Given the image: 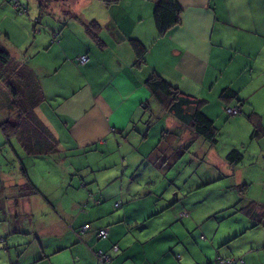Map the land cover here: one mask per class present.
I'll list each match as a JSON object with an SVG mask.
<instances>
[{"label":"crops","instance_id":"obj_1","mask_svg":"<svg viewBox=\"0 0 264 264\" xmlns=\"http://www.w3.org/2000/svg\"><path fill=\"white\" fill-rule=\"evenodd\" d=\"M79 1H82L83 6L79 7L80 13L77 15L83 19L79 16L76 19L69 16L70 20L63 27L55 25L60 32L53 31L56 33L53 39H60V45L55 46L52 41L49 44L46 39L39 41L46 45L40 50L46 51L49 59L46 64H41L42 66H33L34 64L30 63L44 79L42 88L46 101L40 105L38 113L43 115L46 121L42 117L41 119L59 139L60 151L62 148V151L67 152L58 159L52 158L51 153L47 154L53 168L63 169L65 174L76 177L84 168L91 169L92 172L97 171L99 166L94 161L88 163L85 160L89 156L91 159H100L117 153L120 160L115 166H121L122 176L127 175L129 168L132 171L142 164L149 168L153 163L164 172L172 169L173 166L166 162L178 143L189 141L191 133L176 118L166 114L152 96L146 81L154 74L161 75L182 91L205 100L201 108L213 119L214 111L218 108H212V105L218 106L220 102L224 103V107L241 104L243 113L248 111L242 118H247L248 114L256 111L260 114L264 127V0H178L184 9L182 21L163 35H159L154 18L157 0H77V4ZM59 11L67 14L58 19L62 20L66 19L72 10L60 8ZM40 20L41 17L37 22ZM91 20H97L101 24L100 35L106 43L104 50H101L85 31L84 22ZM131 39H139L148 47L144 61L138 62ZM52 52L57 53L54 59L50 58ZM82 54L89 55L88 63L80 64L76 60ZM34 55L36 54H27L29 58ZM225 88L235 90L240 100H224L222 90ZM9 102L10 98H7L6 102L2 103L3 112L0 119L8 117ZM155 102L164 112L169 125V128L164 127L161 137L169 130L182 131L177 139H170L171 144L161 142L157 146L161 140L159 136L157 144L150 146L153 141L150 130L143 133L145 125H151L150 120H155L156 115L152 116ZM51 117L52 119L48 120ZM243 120L249 119H241L240 125ZM250 140L251 147L254 142L262 143L250 150L253 169L239 167L244 158L236 163V185L239 188L243 186L245 190L243 198L246 203L242 206H247L250 201L264 204V185L256 188L257 179L264 177L260 176V173L264 174V136L254 138L251 135ZM245 142V138L237 137L236 148ZM200 143L208 149V141L198 138L196 146ZM160 147L164 150H160ZM201 152L205 157L209 154V151ZM222 156L220 154L219 158ZM133 161H138V165H132ZM106 165L108 168L109 159ZM25 171L28 175L26 168ZM135 171L136 169L134 173ZM118 177V174L111 176L114 180ZM6 179L15 187L9 186L12 191L18 189V185H24L11 177ZM212 180L205 178L202 181L207 183ZM83 181L81 180L78 187L65 184V180L58 183L59 187L68 186L75 191L68 198L58 197L47 190L41 200L30 199L38 191L33 182L36 188L32 194L20 195L13 200L10 198L7 210L4 211L8 215L9 225L6 229L0 228V245L11 241V233L22 234L24 227H29L30 234H36V238L41 237L44 240L41 241V247L34 257L28 253L26 258H22V255L18 256L19 249L15 248L17 257L9 253L5 264H38L40 261L49 262L48 264H98L96 253L99 250L112 252L114 244H119V249L112 253V264H201L198 256L187 258L190 252L180 244L183 235L178 232L180 229L175 230L172 225L182 218L183 230L187 229L193 235L192 232L202 226V223L210 218L209 215L195 214V217L190 214L184 217L183 213H176L173 214L174 218L170 219L168 216L165 220L168 222L164 226H153L151 220L157 215L155 202L147 198L143 203L137 204L138 198L144 192L155 195L152 186L144 187L151 181L142 184L145 189L142 193H133L134 185L128 186L129 191H120L118 186H113V189L100 192L101 198L99 192L91 185L95 182L97 189L101 190L100 184L96 182L101 180L95 174L90 176L87 182ZM197 185L188 188L187 192ZM187 192L180 193L179 202L186 200L182 195ZM117 196L122 199V204L117 207L118 200H114L116 202L112 207L109 201ZM40 202L49 207L52 215L44 216L43 224L40 222L37 227L32 228V205L36 206ZM18 205L24 208L29 216L19 215ZM85 205L86 209L83 210ZM120 208L122 210L114 211ZM185 208L188 209L187 205ZM242 213L251 220V227L260 226H254L255 220ZM85 223H92L93 227L80 234V228ZM171 226V234L168 233L171 239L168 244H165V238L150 241L151 237L158 238L162 231ZM193 226L194 228H191ZM100 228L108 229L107 238L98 236ZM245 229L247 226H239L237 236L231 228L220 235L216 234L215 230L208 232L202 229L201 234H205L209 240L212 239H200V242L204 243L201 246L203 253L206 257L213 252H216V255L219 253L224 257H232L225 256L229 251L224 246L241 236ZM45 239L46 244L43 242ZM255 239L259 240L258 237ZM143 245L145 248L146 245L151 247L144 257H140L137 254L141 255ZM5 250L10 252L9 247ZM27 251L21 253L26 254ZM176 253H180L179 258H182L177 260ZM251 255L249 252L246 254V264H264V252ZM208 264H216L215 258L209 257Z\"/></svg>","mask_w":264,"mask_h":264},{"label":"rangeland","instance_id":"obj_2","mask_svg":"<svg viewBox=\"0 0 264 264\" xmlns=\"http://www.w3.org/2000/svg\"><path fill=\"white\" fill-rule=\"evenodd\" d=\"M23 1H25V3L21 0H19V3L20 5H25L28 7V13L25 15H20L18 11L19 8L16 6L17 0H0V45L9 49L12 56L16 60L27 63L30 67H32L30 63L34 64L33 66H35V64L42 66L41 64H46L49 58L46 55V51L43 52L40 50L46 46L44 43L40 42L46 39L49 44L50 41H52L55 46L56 44L60 45V39H53V37L56 36V33L60 32L59 29L55 27V25L58 24L60 27H63L66 22L70 20V17L76 19L79 16L83 19L82 16L77 15L80 13L79 7H82L83 3L82 1H79L77 4V0ZM40 3H43L44 5ZM60 8L71 9L73 12L70 11L66 19L58 20L59 18L63 17V15H67L62 14L59 11ZM39 17H41V20L37 22ZM53 31H56V33ZM29 53L36 55H34V57H30V59L27 56ZM56 54V52H52L50 58H56L54 57ZM38 75V79L41 82L40 85H44V79L42 75ZM7 98H11L10 92L5 82L0 80V115L3 112L2 103L6 102ZM213 107L218 108L214 111L215 117L213 119L218 129V141L216 145L213 146L214 149L213 147L211 148V142H208L209 144L207 149V147H204L201 143L196 146L195 141L194 144L192 143V146H190L191 149H187V147H184L186 149L178 148L179 151L175 154V158H177L176 161H171V165L173 166L172 169H168L166 172H164L159 166L154 165L153 163L149 168H146L147 166L142 164L134 168L136 169L135 173L134 169L131 171L129 168L126 171L127 175L125 176L121 175V166H115V164L120 160L118 154L116 153L109 156L108 158L91 159V156H89L87 159L84 158L86 161H88V163L94 161L96 165L99 166L97 167V171L92 172L91 169L84 168L80 175H77L76 177H70L68 174L63 172V169L57 170L56 168H53V163L48 160L50 158L49 155L44 154L40 156H28L25 154L23 151L24 149L21 148V143L18 141V136L23 138L27 137L26 139L29 142L31 138V132L29 131V126L31 123L29 121L25 124L23 133L10 134L12 135L10 141H8V138H6V135L0 127V219L2 220L0 222V228L6 229L9 225V218L7 217L8 215L4 213V211L7 210L6 206L9 205L10 198L13 200V198H17L16 194L18 196H23L28 193L25 185H18V189L12 191V188H9V186H13L6 179L7 177H11L18 183L22 182L23 184L33 182L37 186L38 191L37 194L32 196L30 199L36 198L41 200V198L47 194V190L52 191L61 198L64 196L65 198L71 197L75 191L68 186L59 187L58 183H60L62 180H65V184L78 187V184L81 182V180H84L83 182H87L88 178L95 174L101 180V182L96 181L100 184L101 190L97 189V183L94 182L91 185L96 191L99 192V198H101L100 192L113 189V186H118L120 191L123 189L129 191L127 189L128 186L134 185L135 189L132 191L133 193H142L145 190L144 187L152 186L154 188L153 191L155 195H148L146 192H144L143 195L138 198L137 204L143 203V201H145L144 199L147 198L155 202L154 204L157 208V217L155 216L151 220L153 226H160V224L161 226H164V224L168 222L165 221L168 216L170 219L174 218L173 214L176 213H183L184 217L190 214H197L198 216L201 214L209 215L210 218L206 222L202 223V226L196 228L192 232L194 237L185 227L184 228L186 229L187 233L185 230H183V224L181 221L182 218L172 225L175 230L180 229L178 232L183 235V237H181L182 243L180 244L185 248L187 247L189 250L190 253L187 254V258L192 256V259L193 256H198L197 258L201 260V264H208L209 257L212 259L215 258L216 252L209 254L208 250L209 255L206 257L202 251L201 246L204 244L200 242V239L203 240V238L200 237V235L202 236V229H206L208 232L215 230L216 234L220 235L225 233L227 229L231 228V231L237 236L236 232L239 226H247V229H245L241 236L234 238L230 243L224 246L226 247V250L229 251L225 256L229 255L239 258L244 255L246 256L249 251H253L256 254H261L264 252V250H260V248L264 249V225H260L257 228L251 227V220L246 217L241 210L238 209L240 206H242V204L246 203V200L243 198V191L241 192L239 186L236 185V164H232L228 160L227 154L231 151V149L236 148L237 137L239 139L245 138V144L239 147V149L243 151V154L245 155L244 160L240 163L239 167H244L243 169L251 170L254 168V166H251L250 163L253 159L250 158V150L252 148H256V146L262 142H254L253 147H251L250 145L252 141L250 140V136L254 130L253 125L249 120H243L241 121L242 125L239 124L241 119H247L242 118L243 115L245 116L248 112L247 110H245V113L239 115H230L226 109V106L224 107L223 102H220L218 106L212 105V108ZM40 109V105L37 106L35 108L36 113L40 112ZM152 110L154 114L152 116L156 115L155 120H150L151 125H145V129L143 130V133L150 130V137L153 139L150 146L157 144L164 127L169 128L167 118L157 102H155ZM38 115L40 117L43 116L40 113H38ZM150 117L151 115L148 116V118ZM172 118L175 119L174 117ZM51 119L52 117L48 118V120ZM158 123L161 124L158 125ZM174 128L175 127H171V129ZM240 130H243L245 133H239ZM165 134H167L170 139L175 140L182 134V131L169 130ZM162 138L163 135L161 139ZM201 151H209V154L207 157H205L204 155L200 154L203 153ZM51 154L52 158L58 159L66 155L67 152L64 150L62 151V148L60 151L59 147V150L54 151ZM220 154L223 155L222 158H219ZM108 159L109 166L107 168L105 166H107L106 161ZM215 161H217V163ZM125 164L128 165L127 162ZM132 165H138V161H133ZM25 168L27 169L28 175H26ZM114 174H118L119 177L117 180L111 178V176ZM263 175V173H260V176ZM80 177L82 178L81 180ZM58 178H61L62 180H59ZM205 178L213 180L204 183L202 180ZM262 180H264V177L257 179V189L264 185V181ZM145 181L151 182H147L143 187L142 184H144ZM196 184H198L197 187H194V189L187 192L188 188L196 186ZM53 185H55L54 189H52ZM21 187L23 190L20 189ZM80 187L82 188V186ZM183 192H187L186 195H182L185 197V201L187 203L185 201L179 202L178 200V198L181 197L180 193ZM65 193H67V195H65ZM119 198L120 196H117L116 198L109 201L111 202L112 207L116 202L114 200H122ZM106 202L108 203V201ZM186 205L188 209L185 208ZM32 209L34 211L32 228L37 227L40 222L43 224L44 216L51 217L52 215L49 211V207L44 206L41 202L36 206L32 205ZM120 210H122V208L114 211L117 212ZM17 213L21 216H29V214L24 211V208L19 205L17 207ZM197 215H195V217ZM172 226L169 227L168 230L166 229L162 231L158 238L151 237L150 241H159L160 239L165 238V244H168V241L171 239L170 234ZM191 228H194V226ZM29 229V227H24V229H22L24 231L22 234L11 233V241L3 243L5 247L0 245V264H5L7 262L6 259L9 258V253L12 256L17 257L15 248L19 249L18 256L22 255V258H26L28 253H30L31 257H34L35 253L39 251L41 247V241L44 239L41 237L36 238V234H30L28 232ZM251 229H253V231H251ZM169 232L170 234H168ZM195 237L198 239L197 243L195 241ZM256 237L259 238L258 241L255 239ZM46 241L47 239H45L43 242L46 244ZM30 242H32L31 245ZM1 243L2 242H0V244ZM144 246L145 245L141 246V255L139 253L137 254L140 257H144L149 247H151L146 245L145 248ZM7 247L10 248V252L5 250ZM118 249L119 245H114L111 253L117 251ZM25 250H28L26 254L21 253ZM245 250L247 251L245 252ZM180 253L183 254L182 252ZM180 253L175 254V258L177 260L182 258H179V255H181ZM254 255L255 254H252L251 256ZM96 256L98 258L97 253ZM184 261H186V258H184ZM48 263L49 262L40 261L38 264Z\"/></svg>","mask_w":264,"mask_h":264},{"label":"trees","instance_id":"obj_3","mask_svg":"<svg viewBox=\"0 0 264 264\" xmlns=\"http://www.w3.org/2000/svg\"><path fill=\"white\" fill-rule=\"evenodd\" d=\"M183 10L184 9L178 0H157L154 9V18L159 35L165 34L168 30L181 23ZM84 26L86 33L90 35L92 40L101 50H104L106 43L103 41L100 35L101 24L97 20H91L85 21ZM131 44L136 51L138 62L144 61L148 47L139 39H131ZM38 76L39 75L32 67H30L27 63L16 60L12 56L9 49L0 45V80L5 82L11 95L10 102L7 106V111H9L8 117L0 119V127L6 135V138H8V141H10L12 136L10 134L23 133L24 126L29 121L31 123L29 126V131L31 132V138L29 142L26 139L27 137L23 138L21 136H18V141L21 143V148L24 149L23 151L26 154L34 156L52 153L59 150L60 146V141L56 138L52 129L35 111L37 106L43 104L46 101V96L42 85H40L41 82L39 81ZM146 85L152 93V96L160 103L163 111H165L166 114L176 118L180 123H182V125L186 126L191 133V138L189 141L178 144L177 142L179 141H177L174 143L175 145L177 144L176 148H174L170 158L166 163L170 162L171 164L172 160L176 161L177 158H175V154L179 151L178 148L182 149L187 147V149H191L190 146H192V143L194 144L198 138H203L204 140L211 142L212 146L217 143L218 129L215 125V121L201 108L202 103H205V100L199 99L182 91L179 87L172 85L159 74H154L151 76L146 81ZM222 97L224 100H229L232 98H238V100H240L238 93L231 88L223 89ZM237 106L240 107L239 114H242L244 112L242 105L240 104ZM232 107L234 108L236 106L227 105V111ZM247 118L254 127L252 136L254 138L258 136H264V127L261 122L260 114L256 111H253L247 115ZM162 135L165 137L163 136L157 146H159L161 142H169L170 144L172 143L169 136L165 135V132ZM160 150H164L163 147H160ZM227 158L232 164H238L243 160L244 154L239 148H233L227 154ZM24 185L25 188H27L28 193L23 196L32 194L34 192V188H36L33 183H26ZM20 189L23 190L22 187ZM240 189L241 192H245L243 186ZM121 204L122 202L118 201L116 206L119 207ZM86 206L87 205L83 206L82 209L85 210ZM238 209L255 220L254 226L264 223V204L258 203L256 201H250L247 206H240ZM86 224H90L91 228L89 230H91L93 224L85 223L84 225ZM102 229L104 228H100L98 230V234ZM106 230L108 231V229ZM202 238L204 241L208 240L205 234L202 235ZM211 240L212 239L209 241ZM197 242L198 239L196 240V243ZM107 253L112 257V259L106 264H112L114 260L113 254L111 252ZM249 253L256 254L253 251H249ZM215 261L216 264L247 263L245 255L239 258L224 257L219 253H217ZM98 264H100L99 261Z\"/></svg>","mask_w":264,"mask_h":264},{"label":"built area","instance_id":"obj_4","mask_svg":"<svg viewBox=\"0 0 264 264\" xmlns=\"http://www.w3.org/2000/svg\"><path fill=\"white\" fill-rule=\"evenodd\" d=\"M16 6L19 8L20 14H25L28 12V10H27L28 7H26L25 5H20L19 0H17ZM89 60H90V57L88 54H82L77 58V61L80 64H86V63H88ZM228 112L231 115H237L240 113V107L236 106L234 108H229ZM90 228H91L90 224L83 225V227L81 228V233H86ZM99 236L101 238H106L108 236V231L105 228L100 230ZM97 253H98V259H99L100 264H106L107 262L111 261V259H112V257L107 252H104L103 250H100ZM229 263H231V262H229ZM234 263H235V261H234Z\"/></svg>","mask_w":264,"mask_h":264},{"label":"bare ground","instance_id":"obj_5","mask_svg":"<svg viewBox=\"0 0 264 264\" xmlns=\"http://www.w3.org/2000/svg\"><path fill=\"white\" fill-rule=\"evenodd\" d=\"M233 108V107H232Z\"/></svg>","mask_w":264,"mask_h":264}]
</instances>
